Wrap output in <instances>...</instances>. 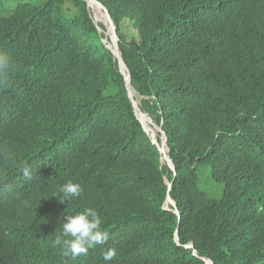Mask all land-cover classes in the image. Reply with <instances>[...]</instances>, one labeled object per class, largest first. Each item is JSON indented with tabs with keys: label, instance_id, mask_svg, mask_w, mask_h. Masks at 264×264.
I'll list each match as a JSON object with an SVG mask.
<instances>
[{
	"label": "trees",
	"instance_id": "trees-1",
	"mask_svg": "<svg viewBox=\"0 0 264 264\" xmlns=\"http://www.w3.org/2000/svg\"><path fill=\"white\" fill-rule=\"evenodd\" d=\"M98 1L153 121L87 0L0 4V264H264V0ZM68 181L83 192L61 202ZM85 207L109 239L62 257L59 223Z\"/></svg>",
	"mask_w": 264,
	"mask_h": 264
},
{
	"label": "clouds",
	"instance_id": "clouds-1",
	"mask_svg": "<svg viewBox=\"0 0 264 264\" xmlns=\"http://www.w3.org/2000/svg\"><path fill=\"white\" fill-rule=\"evenodd\" d=\"M100 22L107 27L105 30L107 35L111 29L110 25H107L109 22L104 21V23L99 21V23ZM99 29L101 32H104L100 26ZM107 37L108 35L105 36L104 39L106 40ZM9 65L10 58L6 54L0 53V74H3L9 68ZM23 173L26 177L30 178L31 174L27 167L23 169ZM82 192L83 188L79 183L68 181L62 184L59 187L58 193H54L53 196H58L59 200L63 202L64 200L69 201L79 198ZM59 229L60 235H57L52 241V246L58 248L60 255L65 258L71 257L72 259H75L82 254H87L90 248L98 245H105L109 239V232L102 227V219L100 215L92 207H85L82 210L77 211L75 214H67L60 221ZM115 256V249H109L103 252V259L106 262L112 261Z\"/></svg>",
	"mask_w": 264,
	"mask_h": 264
},
{
	"label": "water",
	"instance_id": "water-1",
	"mask_svg": "<svg viewBox=\"0 0 264 264\" xmlns=\"http://www.w3.org/2000/svg\"><path fill=\"white\" fill-rule=\"evenodd\" d=\"M88 3H89V7L92 8L91 6H97L100 11L102 12V14L105 15V17L107 18L108 20V24L107 25H110V28H112V31L114 33V36H111V39L113 40L114 38L116 39V48H112L111 46L108 45V47L112 50V52L114 53V55L116 56V58H118L119 60V64H120V67H121V71L122 73L124 74L125 76V80H126V85H127V88H128V91H129V94H130V97H131V100L134 104V107H135V110L140 118V120L143 122V124L150 128V124L148 126V123L144 120L143 118V115H148L147 113H145L142 108L136 103V99L134 97V94H133V86L131 84V74H130V70L124 60V57H123V54L121 52V49H120V43H119V36H118V31H117V27L114 23V20L112 19V16L110 14V12L105 8V6H103L98 0H87ZM99 21H102L104 22L103 20H98L96 21L97 24H99ZM105 23V22H104ZM104 42H106L105 39H103ZM149 118L151 119V122L153 121L152 118L149 116ZM155 127L157 128H160L162 129L160 126L154 124ZM151 128H154V127H151ZM165 146H167V152L165 151ZM162 150L164 151V156L166 157V160H168L171 165H172V168L176 171V166L175 164L173 163V159L171 158V156L169 155V151H170V148L168 146V143H167V138L165 136V134H163V137H162ZM169 183V186H170V189H172L173 187V182H168ZM173 204L175 207H177V203L175 202V200L172 198L171 195H168V201H167V204ZM168 206V205H167ZM176 212L179 214V217L181 218V214H180V211L178 209H176ZM176 239L177 241H179V229H177L176 231ZM187 247H194L193 244H189V245H186ZM194 253L197 254V250L194 249ZM206 262V264H214V261L211 260L210 258L208 257H204L203 258Z\"/></svg>",
	"mask_w": 264,
	"mask_h": 264
},
{
	"label": "rangeland",
	"instance_id": "rangeland-1",
	"mask_svg": "<svg viewBox=\"0 0 264 264\" xmlns=\"http://www.w3.org/2000/svg\"><path fill=\"white\" fill-rule=\"evenodd\" d=\"M20 1H22V0H0V4H2L4 7L12 8V7H15ZM24 1L25 2H36L37 0H24ZM90 9H91V12H92V15H93L95 22L98 21L99 20L98 14H96L93 7ZM125 28L130 32H134L133 28H129L128 25H125ZM139 97H140V95H139ZM140 99H141V97H140ZM199 185L203 189H205L213 197L219 198V197H221V195L223 193V185L216 182L215 180L211 179L209 167L202 168V171L200 174ZM169 204H167V205H169Z\"/></svg>",
	"mask_w": 264,
	"mask_h": 264
},
{
	"label": "bare ground",
	"instance_id": "bare-ground-1",
	"mask_svg": "<svg viewBox=\"0 0 264 264\" xmlns=\"http://www.w3.org/2000/svg\"><path fill=\"white\" fill-rule=\"evenodd\" d=\"M92 7H93L94 11L96 12V14H98L99 20H105L106 22L108 21L107 18L105 17V15L102 14V12L100 11V9H99L97 6H93V5H92ZM111 35L114 36V33L112 32V28H111L110 31L108 32V37H107V38H108V40H109V42H110V46H111L112 48H116V39L114 38V39L112 40V39H111ZM132 90H133L134 97H135V99H136V103L140 106V104H141V99H140V97H139V94H138V92H137L134 88H132ZM143 118H144V120H145L147 123H151V119L149 118L148 115H143ZM165 151L167 152V146H165ZM163 160H164V161L166 160V157H165V156H163Z\"/></svg>",
	"mask_w": 264,
	"mask_h": 264
}]
</instances>
